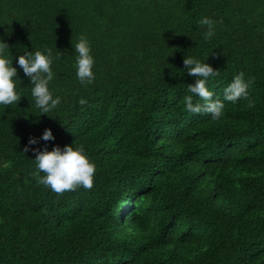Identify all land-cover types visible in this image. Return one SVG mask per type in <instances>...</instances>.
<instances>
[{"label":"trees","instance_id":"obj_1","mask_svg":"<svg viewBox=\"0 0 264 264\" xmlns=\"http://www.w3.org/2000/svg\"><path fill=\"white\" fill-rule=\"evenodd\" d=\"M0 40L21 97L0 105V264H264V0H0ZM45 49L60 103L40 114L15 58ZM184 57L216 72L213 100L238 73L247 97L216 120L187 111ZM45 128L54 140H39ZM72 144L95 165L92 187L37 183L31 149Z\"/></svg>","mask_w":264,"mask_h":264},{"label":"clouds","instance_id":"obj_2","mask_svg":"<svg viewBox=\"0 0 264 264\" xmlns=\"http://www.w3.org/2000/svg\"><path fill=\"white\" fill-rule=\"evenodd\" d=\"M199 24L206 26L204 39L207 40L214 35L215 22L204 16ZM74 52L75 75L82 84H90L94 79L92 67L94 58L86 37L80 36L72 45ZM9 46L0 40V105H12L20 100L16 91L17 68L12 66L13 59L8 58ZM57 59L60 53L57 52ZM16 64L22 70L24 76L32 85L30 95L33 106L40 114H45L55 109L60 103V97H53L49 90V82L53 80L54 73L51 69L53 56L50 50L41 51L27 50L22 55L16 56ZM183 65L188 76L195 77L194 83L187 85V91L191 95L184 97V108L191 113L205 112L211 114L213 120L223 115L224 101L236 103L238 99L247 97V88L250 81H245L243 73L236 74L232 81L223 89V101L213 100V93L206 84L210 76L216 72L205 61L201 62L193 57H184ZM197 96L203 100V104L192 103V97ZM84 104L82 99L79 101ZM251 106V101L249 102ZM51 129L45 128L39 140H54ZM37 139L30 137L27 145L37 144ZM25 146L24 152L29 151ZM34 154V166L39 175L37 183L49 188L52 192L62 193L76 187L89 189L92 187L95 165L85 155L83 146L73 147L65 145L63 148L54 146L51 150L32 148Z\"/></svg>","mask_w":264,"mask_h":264}]
</instances>
